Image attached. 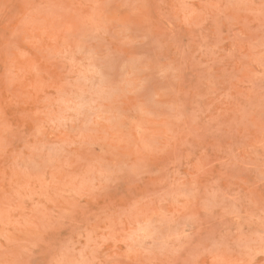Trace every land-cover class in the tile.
Here are the masks:
<instances>
[{
    "label": "rangeland",
    "instance_id": "1",
    "mask_svg": "<svg viewBox=\"0 0 264 264\" xmlns=\"http://www.w3.org/2000/svg\"><path fill=\"white\" fill-rule=\"evenodd\" d=\"M264 264V0H0V264Z\"/></svg>",
    "mask_w": 264,
    "mask_h": 264
},
{
    "label": "snow or ice",
    "instance_id": "2",
    "mask_svg": "<svg viewBox=\"0 0 264 264\" xmlns=\"http://www.w3.org/2000/svg\"><path fill=\"white\" fill-rule=\"evenodd\" d=\"M55 264H88V261L84 260L83 258L77 261H66L61 259L56 261Z\"/></svg>",
    "mask_w": 264,
    "mask_h": 264
}]
</instances>
